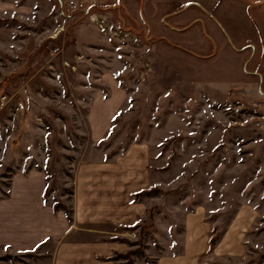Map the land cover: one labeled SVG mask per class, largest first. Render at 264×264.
Instances as JSON below:
<instances>
[{
    "label": "rangeland",
    "instance_id": "rangeland-1",
    "mask_svg": "<svg viewBox=\"0 0 264 264\" xmlns=\"http://www.w3.org/2000/svg\"><path fill=\"white\" fill-rule=\"evenodd\" d=\"M43 1L0 0V200L39 172L45 203L74 213L83 163L145 146L150 184L135 198L146 211L134 225V262L179 255L184 221L200 211L214 248L225 238V252L209 249L203 264H264V98L193 83L120 3L87 17ZM55 246L0 247V264H50Z\"/></svg>",
    "mask_w": 264,
    "mask_h": 264
},
{
    "label": "crops",
    "instance_id": "crops-1",
    "mask_svg": "<svg viewBox=\"0 0 264 264\" xmlns=\"http://www.w3.org/2000/svg\"><path fill=\"white\" fill-rule=\"evenodd\" d=\"M58 1L66 9L76 6L87 17L92 7L120 3L137 26L145 24L152 39L178 48L163 45L164 59L193 83L220 86L230 94L241 92L251 101L264 98V0ZM148 159L145 146H134L113 162L83 163L74 182L73 222L45 203L43 174L20 176L9 197L0 200V247L26 253L53 243L50 264L126 263L114 258L138 247L136 229L130 228L146 211L135 194L150 184ZM204 218L200 211L189 215L181 253L160 256L157 264H203L212 238ZM114 227H125V233L133 236L108 229ZM224 241L214 248L215 255L225 252ZM132 253L135 259L136 252Z\"/></svg>",
    "mask_w": 264,
    "mask_h": 264
},
{
    "label": "trees",
    "instance_id": "trees-1",
    "mask_svg": "<svg viewBox=\"0 0 264 264\" xmlns=\"http://www.w3.org/2000/svg\"><path fill=\"white\" fill-rule=\"evenodd\" d=\"M105 9V8H98V7H92V9ZM103 11V10H102ZM158 41H161V42H163L164 44H168V45H171V44H169L167 41H165V40H160V39H158ZM174 47V46H173ZM144 194H146V191H141V192H139V193H137V194H135V196L136 197H138V195H144ZM44 199H46V196L44 197ZM64 210L61 206H59V207H54V210L56 211V212H58L59 210ZM65 211V213H66V215H67V218H68V220L70 221V222H73V217H72V213L73 212H71V211H69V210H64ZM130 229H132V230H135L136 228H130ZM216 244V240H211L210 241V250H212L213 248H214V245ZM134 245V244H133ZM132 255H133V253L132 252H130V253H127L126 255H118V256H116L114 259H120V258H122V259H126L127 260V263L126 264H134V261L132 260Z\"/></svg>",
    "mask_w": 264,
    "mask_h": 264
},
{
    "label": "built area",
    "instance_id": "built-area-1",
    "mask_svg": "<svg viewBox=\"0 0 264 264\" xmlns=\"http://www.w3.org/2000/svg\"><path fill=\"white\" fill-rule=\"evenodd\" d=\"M76 8H77L76 6H73V7H72V9H76ZM4 101H5V99L2 100V102H1V104H0L1 106H5ZM18 106H19V109H20L21 111H23V110L25 109V107H24L23 104H19Z\"/></svg>",
    "mask_w": 264,
    "mask_h": 264
},
{
    "label": "bare ground",
    "instance_id": "bare-ground-1",
    "mask_svg": "<svg viewBox=\"0 0 264 264\" xmlns=\"http://www.w3.org/2000/svg\"><path fill=\"white\" fill-rule=\"evenodd\" d=\"M94 21H96V20H94Z\"/></svg>",
    "mask_w": 264,
    "mask_h": 264
}]
</instances>
